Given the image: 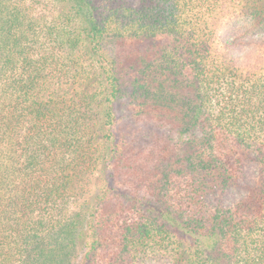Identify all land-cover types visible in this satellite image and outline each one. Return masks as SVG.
Returning <instances> with one entry per match:
<instances>
[{
  "label": "trees",
  "instance_id": "obj_1",
  "mask_svg": "<svg viewBox=\"0 0 264 264\" xmlns=\"http://www.w3.org/2000/svg\"><path fill=\"white\" fill-rule=\"evenodd\" d=\"M0 264H264V0H0Z\"/></svg>",
  "mask_w": 264,
  "mask_h": 264
}]
</instances>
